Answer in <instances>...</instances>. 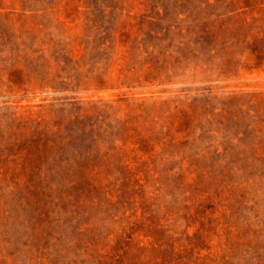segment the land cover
<instances>
[{
    "label": "rangeland",
    "instance_id": "374dc122",
    "mask_svg": "<svg viewBox=\"0 0 264 264\" xmlns=\"http://www.w3.org/2000/svg\"><path fill=\"white\" fill-rule=\"evenodd\" d=\"M0 264H264V0H0Z\"/></svg>",
    "mask_w": 264,
    "mask_h": 264
}]
</instances>
